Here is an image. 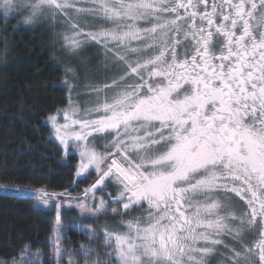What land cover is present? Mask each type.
I'll use <instances>...</instances> for the list:
<instances>
[{"label": "snow or ice", "instance_id": "1", "mask_svg": "<svg viewBox=\"0 0 264 264\" xmlns=\"http://www.w3.org/2000/svg\"><path fill=\"white\" fill-rule=\"evenodd\" d=\"M0 9L5 19L27 11L28 24L48 9L113 25L84 31L73 23L64 40L73 51L88 40L102 45L121 74L93 88L85 107L66 83L68 107L48 117L64 152L79 153L76 177L96 174L86 199L113 187L125 214L147 205L122 221L126 231L103 233L112 264H208L220 247L221 264H264V0H0ZM66 195L39 188L31 198L48 210ZM54 206L59 260L62 203ZM79 210L97 216L106 204L101 197ZM81 247L85 257L95 251L94 243ZM19 264L38 262L22 254Z\"/></svg>", "mask_w": 264, "mask_h": 264}, {"label": "trees", "instance_id": "2", "mask_svg": "<svg viewBox=\"0 0 264 264\" xmlns=\"http://www.w3.org/2000/svg\"><path fill=\"white\" fill-rule=\"evenodd\" d=\"M13 23L12 20L2 28L7 46L0 44V186L72 193L76 187V159L69 156L66 162L61 161V152L44 125L48 117L69 102L66 83L72 85L74 80L70 77L71 68L59 62L49 38L40 37L31 29H13ZM104 85L103 82L79 84L74 95L80 98L82 91L91 92L93 87L101 89ZM35 205L36 201L30 196L0 193V262L3 264L18 261L22 254L49 264L54 210H40ZM138 213L136 210L135 216H140ZM118 218L122 222L124 214ZM61 221L64 249L75 255V252H83L81 246L92 247L83 232L72 228L90 226L88 220L77 219L76 214L69 212L61 215ZM100 243L101 239L96 238L93 255L111 264L106 258L107 250L101 249ZM25 245L29 250L22 253ZM73 258L79 262L76 255Z\"/></svg>", "mask_w": 264, "mask_h": 264}, {"label": "rangeland", "instance_id": "3", "mask_svg": "<svg viewBox=\"0 0 264 264\" xmlns=\"http://www.w3.org/2000/svg\"><path fill=\"white\" fill-rule=\"evenodd\" d=\"M78 7H84L87 8L90 5L87 3L78 4ZM29 13L27 11H20V12H12L9 13L8 18L5 19L2 14V9H0V44L1 46H7L6 40L2 38V28L7 26L11 23L13 20V29H31L32 31L38 33L40 37L43 38H49V44L52 49L57 52L58 60L61 64L69 65L71 68L70 77L74 80L72 82L73 87L76 88L79 84H98L104 83L111 85L112 80L118 78V76L121 74V68L119 65H116L113 59L110 56H106L105 50L102 47V45L97 44L91 40H88L86 42L81 43L80 47L76 50H72L68 47L64 40L65 34L71 35L72 34V24L76 23L81 28L84 29V31H96L100 28H109L113 27V25L110 22H106L102 17H92L87 14H76L75 12H70L69 15L64 14H56L53 15L52 12L48 9L44 10V14L41 15L37 20L34 22L28 24L24 23L25 17ZM143 25V22H141ZM11 27V28H12ZM81 40H83V37H80ZM57 59V58H56ZM94 88V87H93ZM92 88V89H93ZM104 87L101 86V89ZM92 92V90H89ZM83 95L78 97V95L72 94V101L79 104L80 102H83V105L81 107L89 106V102L91 100L95 99L94 95H90L91 92L88 91H82ZM109 95L112 93L109 92ZM69 97V96H68ZM86 102V103H85ZM69 104V102H68ZM68 104L66 107H68ZM65 107V108H66ZM64 109V108H63ZM57 113V112H56ZM56 115V114H55ZM59 123H63V119L61 117H58ZM45 126L49 129V136L50 139L56 144V147L60 150L62 155V162H66L67 158L69 156H73L76 161L74 163V178H75V185L76 187L73 188L72 193H67L66 196L63 197H54L53 201L50 202L51 207L48 209L54 210V216H55V203H62L61 207V215L63 213H69L73 212L76 214L77 219H84L88 220L90 222V226L85 225H77L73 226L72 228L78 232H83L85 238L90 242V246L93 247V243L95 244V250H96V238L101 239V249L109 251L105 247V242L103 239V233L105 230L107 231H126V225L120 222V219L118 218L122 213L124 214V220L127 221L129 219H132L133 216L129 214L124 213V210L122 208V204H119L115 201V192L117 189L113 187L106 188L103 192L97 190L95 192V201L92 199V194H89L88 198L86 199L84 197V190L88 188L92 183L95 182L96 174L93 172L91 176L88 179L83 178H77L76 177V165L79 163V153L74 148L70 149L69 153L66 154L63 150V146L59 144V141L55 139V135L51 130V124L48 123V120L46 123H44ZM107 143L105 140H101L100 143L97 145V151H103L104 145ZM64 157V158H63ZM77 183V184H76ZM14 188H5L0 187V193L5 192H12ZM106 193H113L112 197H109L106 195ZM21 195L25 196H32V191L29 190L27 192L21 193ZM76 197H80V199H75ZM103 197L105 204H106V211L103 214L97 215V216H90V215H82L79 210V205L82 203H87L89 206L95 207L99 204V199ZM34 199V198H33ZM36 201L35 207L44 210L42 205L38 204V201ZM146 205V204H145ZM237 211H239V205H236ZM116 210L119 214H114L113 210ZM47 211V210H44ZM141 215V213H138ZM56 222V221H55ZM55 222L52 227V236L50 240V248H51V255L48 257V263L49 264H82L80 263L83 261V264H86L87 260H89V264H92V261L100 260L97 256H94L93 253H90V257H85L83 255V252H75V255L78 257L79 262L74 259L75 256L74 253L71 251H67L64 249L62 244V237H63V229L64 224L61 221V228L62 231L59 234V247L63 250H65L62 254V256L57 259V256L55 255L56 250V244L54 241V236L56 235L53 231ZM82 229L84 231H82ZM91 231H95L97 233L96 237H93L91 240L88 238L89 233ZM224 241L229 244V246H239L238 241H234L232 236L225 235L223 237ZM91 247V248H92ZM225 250L223 247L218 248L217 253L209 256L207 258L208 264H221V261L224 258ZM32 262H38V264H42L40 262V258L33 257L30 258ZM20 259L17 261L19 264ZM105 261V264H110V262ZM13 264V263H11ZM112 264V261H111Z\"/></svg>", "mask_w": 264, "mask_h": 264}, {"label": "flooded vegetation", "instance_id": "4", "mask_svg": "<svg viewBox=\"0 0 264 264\" xmlns=\"http://www.w3.org/2000/svg\"><path fill=\"white\" fill-rule=\"evenodd\" d=\"M147 207V205H144V208H141L142 210L140 211V209H138L139 210V212L140 213H142V212H144V209ZM129 214H131L133 217H135V215H136V211H129Z\"/></svg>", "mask_w": 264, "mask_h": 264}]
</instances>
